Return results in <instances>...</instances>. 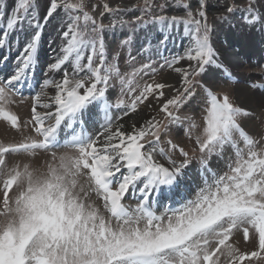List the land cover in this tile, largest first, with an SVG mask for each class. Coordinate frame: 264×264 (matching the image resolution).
<instances>
[{
  "label": "snow or ice",
  "instance_id": "1",
  "mask_svg": "<svg viewBox=\"0 0 264 264\" xmlns=\"http://www.w3.org/2000/svg\"><path fill=\"white\" fill-rule=\"evenodd\" d=\"M254 2L249 0L248 23L264 30V14L253 12ZM177 3L183 16H157L153 23L165 30L184 26L185 53L166 61L180 74V85L161 103L162 119L125 131L118 123L123 117L149 97L160 101L162 90L173 86L147 84L135 94V73L122 76L118 63H108L105 26L86 0H14L0 28V48L25 23L28 31L23 51L0 79V121L22 134L15 143H0V264H264V94L242 104L234 91H217L214 80L198 79L214 68L227 86L233 75L210 41L205 0H198L195 16L189 4ZM6 9L0 0V21ZM55 20L56 54L41 69L30 119L22 122L10 106L35 87L43 29ZM183 60L190 62L186 68L173 67ZM149 68L144 64L141 71ZM113 78L130 103L111 102ZM198 97L206 111L202 128L194 115L181 116ZM113 109H124L123 115ZM90 113L93 127L99 125L95 133L87 130ZM253 119L258 130L249 131L245 124ZM185 121L192 150L200 153L194 193L183 184L189 152L164 139L170 126ZM177 152L183 159L174 158ZM21 156L28 162L13 160ZM129 192L138 193L135 206L124 202Z\"/></svg>",
  "mask_w": 264,
  "mask_h": 264
},
{
  "label": "rangeland",
  "instance_id": "2",
  "mask_svg": "<svg viewBox=\"0 0 264 264\" xmlns=\"http://www.w3.org/2000/svg\"><path fill=\"white\" fill-rule=\"evenodd\" d=\"M86 2L96 7V11L91 12L90 14H92L98 22H102L105 26L103 35L105 37L106 59L108 63H118L122 76L126 77L135 73L132 85L133 88L137 89V93L135 94H138V91L147 84L165 83L173 86L172 88H165L162 90L164 92V97H162L160 101H157L154 97H149V100L145 101L144 104L138 105L136 112H130L128 116L123 117V120L118 123L124 124V121L128 120L130 117L133 119L140 117L141 121L139 125L144 124L146 120L152 119L153 117L162 119L163 113L159 112L161 103L165 98L174 94V87H179L180 85V74L173 71L172 68H168L166 61H170L172 58L181 56L185 53L188 45V42L185 40H188V38L184 35V26L182 24L165 30L161 25L154 24L153 21L157 16H183L185 9L178 5L177 0H147V3L152 5L150 8L146 7L145 0H86ZM182 2L190 5V10L195 16L198 0H182ZM6 4L12 5L13 7L14 0H6ZM105 4L108 5L111 11L104 12ZM205 5L206 7L204 8V11L207 17V24L211 29L210 41L214 48L218 51L220 59L225 64L226 61L222 57L227 55L223 51L225 49H231L233 47L232 44H239L238 46L240 48L241 42L246 40L244 32H249L252 29V26H250L247 20L249 15L247 12L249 0H205ZM228 7H232L234 9L233 12L229 13L227 11ZM251 7L254 13L264 14V0H255V2L251 4ZM102 12L103 15H101ZM137 17H140L139 21L136 20ZM110 22H113L115 26L110 27ZM56 23H58V20L53 21L51 24H47L43 29L41 38L42 41L40 45L42 49L38 53L41 69H46L48 62H52L56 54L55 49L59 43L58 41L53 42V37L55 36L53 24ZM2 24L3 26L5 25L4 23ZM22 27L24 28V31L17 28L16 31H19V34L17 32L12 36L14 40L20 41L16 42L13 47L11 46L12 48L10 47V49L16 53L13 57L15 59L14 61H16L19 57V53L20 51L22 52L23 45L26 42L25 37L28 31L27 24L25 23ZM221 27H223L222 30H220ZM255 27L258 29L261 25L257 22ZM231 32H233L236 36L235 41H232V44L230 43L228 46L227 44H220V41L223 40V34L229 33V38H234ZM164 36H167L168 39L166 43L161 44L160 40ZM125 41L128 42L124 43ZM251 45L252 47L254 46L253 44ZM46 49L47 51H45ZM253 56H255V54L249 53L248 59H242V62H238L237 67L240 71L235 69L236 66L234 65H232V69L225 65L233 75V81L227 86H225L221 76L214 68L208 69V71L198 79L204 83H209L214 80L217 91H234L237 96L243 92L245 93V98H248L246 94V92H248L252 94V97L259 98L262 94H264V57H260V59H253ZM2 57L7 56L0 55V58ZM3 62L5 61L0 60V75H2L3 72L6 73L10 70L3 66ZM189 63V61L183 60L173 67L186 68ZM144 64L151 65V68L141 71ZM6 69L7 71H5ZM238 72H241L242 74H239ZM53 75L55 78H59L58 75ZM37 77H39V79L36 80L35 83L33 82L35 80L32 81V84L35 85V87L32 89L25 88L23 90V100L21 101L20 97H16V103L10 106L11 110L19 116L22 122L30 119L32 95L40 90L38 84L43 81V71H39ZM0 79H2V77H0ZM253 85L256 87H253ZM237 86H240L241 88L237 90V88H235ZM107 94L113 103H115L117 98L124 99L126 104L130 103L131 100V97L127 95L126 90L123 94L121 93V85L115 78L109 81ZM238 97L239 100L242 99L240 96ZM250 106L254 107V105ZM193 109L195 110L194 113ZM38 111L44 112L45 109L38 108ZM112 111L114 115H123L124 109H113ZM89 115L92 116V119L88 124L87 130L90 133H95L99 130V125L96 124V126L93 127V124H95V117L92 113ZM184 115H194L195 122L201 128L203 127V117L206 115V111L205 105L199 103V97L197 98V102L192 104L191 107L184 108L181 112V116L183 117ZM244 119L247 120L248 118ZM258 124L259 121L253 119V123H246L245 127L249 131H254L258 130V128H254V125ZM170 127L171 133L164 139H171L173 143L177 144L179 147L185 148V150L189 152L190 158H192V162L184 170L183 181H187L188 184L191 185L192 193H194L196 191V185L195 183H192L191 178L188 176L190 175V172L199 175L198 160L200 153L198 151L193 152L192 149L194 144L185 134V129L188 128L187 121H185L182 125H173ZM66 131L67 130L61 131L59 136L63 137ZM24 134H27L26 130ZM196 134H199V128L197 129ZM20 139H22L21 133L11 130L10 126L7 125L6 122L0 121V143H15ZM174 158L177 160L183 159L179 156L178 152L174 154ZM158 159L161 162H164L162 158L158 157ZM13 160L28 162L27 158L23 156L13 157ZM213 166H216L215 159L213 160ZM220 167H223V164H221ZM0 198H2V194H0ZM124 202L135 206L136 199L133 200L132 197H129L124 200Z\"/></svg>",
  "mask_w": 264,
  "mask_h": 264
},
{
  "label": "bare ground",
  "instance_id": "3",
  "mask_svg": "<svg viewBox=\"0 0 264 264\" xmlns=\"http://www.w3.org/2000/svg\"><path fill=\"white\" fill-rule=\"evenodd\" d=\"M9 1V0H8ZM10 8H12V5H7V9H6V13H5V19L3 20V21H0V28H2L3 27V24L2 23H6V19H7V15H8V13H10L11 12V9ZM241 9V8H240ZM239 9V10H240ZM242 12V11H241ZM236 15V14H235ZM246 18V17H245ZM231 27V26H230ZM252 29L249 31V32H244V36H245V41L244 42H241V44H240V48H239V44H232V41H235V39H236V36H235V34H233V32H231L232 33V35H233V37L234 38H229V33H226V34H223L224 36H223V40L222 41H220V44H224V45H226L227 44V46L228 45H230V43L232 44V48L230 49H225L223 52H225L226 53V55L227 56H223L222 58H224L225 59V65H227V66H229L231 69H232V65H234V66H236V68L235 69H238L239 70V68L237 67V65H238V62H242V59H248V54L249 53H252V54H255V56H253L252 58L253 59H255V58H257V59H260V57H264V35H263V30H262V28L261 27H258V29H257V27H251ZM223 29V27H221V29L220 30H222ZM230 30V29H229ZM18 32V34H19V31H14V32H12L8 37H7V43H6V45H5V47H3V48H0V54L1 55H4V56H7V60L5 61V64H4V66L5 65H7V68L8 69H10L11 70V68H12V66L15 64V62L16 61H14L15 59L13 58L15 55H16V53H14L11 49H10V47L12 46H14L15 45V43L16 42H20V41H18V40H14L13 39V35L14 34H16ZM21 35V34H20ZM21 37V36H20ZM3 38V37H2ZM15 38V37H14ZM22 38V37H21ZM18 39V38H17ZM220 39V38H219ZM21 40V39H20ZM42 41V40H41ZM185 41H187L188 42V40H185ZM188 44V43H187ZM215 44V43H214ZM248 44H249V46H248ZM251 44H253L254 46L252 47V45ZM22 45V44H21ZM20 45V46H21ZM11 47V48H12ZM222 47V46H221ZM42 49V47L40 46V48H39V51ZM259 49V50H258ZM14 50V49H13ZM18 50V49H17ZM23 51V50H22ZM45 51H47V49L45 50ZM20 53H21V51H20ZM20 53H19V55H20ZM44 55V54H43ZM223 55V54H222ZM251 55V54H250ZM50 57V56H49ZM251 59V58H250ZM256 59V60H257ZM49 63V62H48ZM1 64V63H0ZM40 63H39V66L35 69V78H34V80L35 81H33L34 83L36 82V80H38L39 79V77H37V74L39 73V71H41V68H40ZM9 70V71H10ZM240 71V70H239ZM7 73H8V71L4 74V75H7ZM239 73V72H238ZM241 73V72H240ZM239 73V74H240ZM242 74V73H241ZM3 75V76H4ZM217 76V75H216ZM261 87V86H260ZM235 88H237V90L238 89H240L241 87L240 86H237V87H235ZM236 90V91H237ZM237 92H239V91H237ZM246 92V91H245ZM240 94V93H239ZM244 94L245 93H243V92H241V94L240 95H238V96H240L242 99L241 100H239V101H241V103L243 104H247V101H248V99L249 98H251L252 97V94H250V93H248V92H246V94H247V96H248V98L246 97L245 98V96H244ZM250 106V105H249ZM253 106V105H252ZM140 121H141V118L139 117V118H136V119H133L132 117H130L128 120H126V121H124V124H125V131H130L131 130V125L133 124V123H135L136 125H139V123H140ZM189 178H191V180H192V183H195V185H197L199 182H200V177H199V175L198 174H195V173H192V172H190V175L188 176ZM183 184L187 187V189H188V191H190V192H192V188H191V185H189L188 184V182L187 181H183ZM137 196H138V193L137 194H133L132 192H129L127 195H126V197H125V200L126 199H128L129 197H132L133 198V200H135L136 198H137Z\"/></svg>",
  "mask_w": 264,
  "mask_h": 264
}]
</instances>
